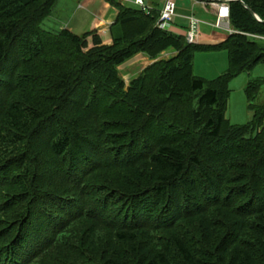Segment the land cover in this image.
<instances>
[{
    "label": "trees",
    "instance_id": "16d2710c",
    "mask_svg": "<svg viewBox=\"0 0 264 264\" xmlns=\"http://www.w3.org/2000/svg\"><path fill=\"white\" fill-rule=\"evenodd\" d=\"M57 1L0 0V264H264L260 81L252 119L226 117L231 81L264 63V0L229 2L218 45L118 0L112 45L46 31ZM222 49L227 72L194 74L196 50ZM168 50L126 87L121 64Z\"/></svg>",
    "mask_w": 264,
    "mask_h": 264
},
{
    "label": "crops",
    "instance_id": "0c3cea01",
    "mask_svg": "<svg viewBox=\"0 0 264 264\" xmlns=\"http://www.w3.org/2000/svg\"><path fill=\"white\" fill-rule=\"evenodd\" d=\"M118 1H120L126 7L139 9V7L134 4V0H118ZM161 1L162 2L159 5L155 0H144L145 5L149 10L151 11L156 10L158 12L162 9L163 4L166 0H161ZM195 1L198 3L200 2L199 4L202 6V9L206 14L210 16L212 14L216 18L217 10L214 7H212L209 3L206 2H202L198 0ZM68 3H69L70 12L65 11V8L67 7L64 4L60 5V7L57 8V15L58 12H61V14L58 17L64 18L63 22L61 23V28L59 29V31L69 30L70 32H73L74 34H78V35H83L93 32L95 33V35H97L100 38L103 45L113 44L112 28L116 24L119 11L116 7H114L110 3L109 0H69ZM198 3H195V5ZM190 16L191 15L178 12L177 9L176 18H179L181 22L180 24L173 23L170 32L176 35H184L189 26L188 18ZM199 20L202 23L200 29L201 35L197 42V44L199 45H218L226 41L229 38V36L232 35V33L227 29H216L213 26V24H209L210 22L201 19ZM92 43L93 42L89 41V45L91 44L90 48L93 47ZM176 53H177L176 51L170 52L168 50L164 52L158 59H163L167 56H173ZM156 61L157 59L153 60L144 53H138L129 60H127L119 68V70L123 78L127 82V80H129L135 75H138L145 68L152 65ZM246 74L250 75V73H243L240 76H246ZM240 76H238L237 78H239ZM242 78L244 79H241L242 81H240V84H243L244 92H245V88L248 85L250 79H245V77ZM247 101L248 99L246 97V104L248 105ZM229 108H230V100L228 104L226 117L233 124L242 125L240 123H244L246 119H249V114L253 115L251 111L249 110L248 112L246 111V107L244 109V105L242 102L240 103V108L237 115L232 116L231 118L228 116Z\"/></svg>",
    "mask_w": 264,
    "mask_h": 264
},
{
    "label": "rangeland",
    "instance_id": "374dc122",
    "mask_svg": "<svg viewBox=\"0 0 264 264\" xmlns=\"http://www.w3.org/2000/svg\"><path fill=\"white\" fill-rule=\"evenodd\" d=\"M155 1L159 5L162 2L161 0H155ZM174 1L177 5L178 12L185 13V14L191 15V16H195L196 18L198 17V19L210 22L209 24H214L216 22V18L212 14L210 16L203 11L202 6L199 4L200 2L198 3L195 0H174ZM68 2H69V0H58L56 2L54 7L52 8L51 13L49 14V16H47L45 18V20L42 23V28L44 30H46V31L52 30V32H54V33L59 32V29L61 28V23L63 22L64 18L58 17L61 14V12H58V15H57V8L60 7V5L64 4L67 7V8H65V11L70 12ZM195 3H198V4L195 5ZM180 22H181V20L179 18H175L174 23L180 24ZM93 35L88 38V42L94 41V37L97 35H95V36H93ZM90 45H88L87 49L90 48ZM169 51L171 52L172 50H169ZM176 55H177V53L173 56H167L163 59H157V61L168 60V59H170ZM123 64H121L118 67V71H119V75L121 76V78L125 82L126 87L130 85V82L132 80L138 78L139 75H141L142 72L146 69L145 68L138 75L133 76L132 78H130L126 82V80L123 78V76L119 70V68ZM228 69H229V55H228L227 50L222 49V50H206V51L196 50L195 51V53H194V74L196 76L202 77V78L206 79L207 81H212V80L217 79L219 76L223 75L225 72L228 71ZM242 77H245V79H250V81L258 80L261 82L260 83L261 87H260L257 99L255 100L254 104H256V105H263L264 104V63H262V64H259L253 71H251L250 75L246 74V76H240L239 78H237V79L235 78L231 81V83H230L231 98H230V108H229V112H228V116L230 118L232 116L237 115L241 102L244 105V109L246 107V111L248 112V110H249V108H248L249 102L247 101V103H248V105H247L246 104V97H245L246 95L244 92L243 84H240V81H242L241 79H244ZM252 116H253L252 114H249V119H246V121L244 123H240V124L248 123L252 119ZM201 164H202L204 172L211 173L207 169L208 164H207L205 157H202V162L200 163V167H201ZM221 164L223 165L222 162H221ZM219 187H221L220 184H219ZM76 249L78 250L79 253H82L81 254L82 256H87L88 254H91V252L89 251L90 249L82 246L81 242L78 243Z\"/></svg>",
    "mask_w": 264,
    "mask_h": 264
},
{
    "label": "built area",
    "instance_id": "2783aa9c",
    "mask_svg": "<svg viewBox=\"0 0 264 264\" xmlns=\"http://www.w3.org/2000/svg\"><path fill=\"white\" fill-rule=\"evenodd\" d=\"M135 3L141 7H143L144 11L147 9L144 6L143 0H135ZM217 8H219L218 20L216 23V27H224L228 25L230 9L226 4H214ZM148 12V11H147ZM177 14V7L173 0H167L164 4L163 9L160 12V17L158 20V27L161 30H169L174 21V18ZM200 26L201 23L198 19L192 17L189 19V29L187 30L185 37L188 43H196L197 39L200 36ZM264 40L263 37H256Z\"/></svg>",
    "mask_w": 264,
    "mask_h": 264
},
{
    "label": "water",
    "instance_id": "95a60500",
    "mask_svg": "<svg viewBox=\"0 0 264 264\" xmlns=\"http://www.w3.org/2000/svg\"><path fill=\"white\" fill-rule=\"evenodd\" d=\"M198 1H207V2H210V1H208V0H198ZM225 0H219V2H224ZM233 1H239V2H241L243 5H244V7H246V8H248V6L242 1V0H233ZM250 12H251V14L256 18V19H258L259 20V18H258V16H256V14L254 13V12H252L251 10H250ZM260 21V20H259Z\"/></svg>",
    "mask_w": 264,
    "mask_h": 264
}]
</instances>
